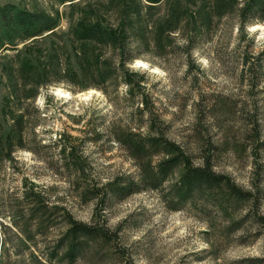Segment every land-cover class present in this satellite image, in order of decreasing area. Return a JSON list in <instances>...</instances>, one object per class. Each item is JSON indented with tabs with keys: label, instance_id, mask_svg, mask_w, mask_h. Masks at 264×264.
I'll list each match as a JSON object with an SVG mask.
<instances>
[{
	"label": "rangeland",
	"instance_id": "rangeland-1",
	"mask_svg": "<svg viewBox=\"0 0 264 264\" xmlns=\"http://www.w3.org/2000/svg\"><path fill=\"white\" fill-rule=\"evenodd\" d=\"M215 1L163 0L141 13L148 26L131 38L135 59L126 66L140 87L129 96L119 78L103 83L80 75L97 52L101 64L111 54L96 47L92 54L94 46L76 41L71 27L84 13L91 23L117 27L121 3L131 0H0L57 20L51 34L0 47V264H264L255 260L264 259V226L245 210L191 202L171 211L158 192L144 191L96 207L85 195L115 177L137 180L143 160L129 156L120 133L146 135L152 126L194 165L209 157L216 173L245 190L257 188L264 216V19L241 30L237 9L245 0H229L233 13H210V32L188 43L189 14L208 11ZM171 12L183 18L169 34L172 46L160 51L156 35L173 23ZM142 33L148 45L141 44ZM81 50L88 60L81 61ZM70 69L79 75L73 78ZM61 140L81 158V175L64 160ZM24 193H37L52 214ZM66 213L101 226L113 240L78 238L74 259L62 260Z\"/></svg>",
	"mask_w": 264,
	"mask_h": 264
},
{
	"label": "trees",
	"instance_id": "trees-1",
	"mask_svg": "<svg viewBox=\"0 0 264 264\" xmlns=\"http://www.w3.org/2000/svg\"><path fill=\"white\" fill-rule=\"evenodd\" d=\"M59 4L72 2L74 0H51ZM131 4L122 2L119 9V22L117 27L104 24L97 19L95 23L89 22L87 13L82 14V19L71 27L74 39L80 43H87L96 51V48L105 50L111 54V60L100 62L98 52L80 75L90 74L96 78V81L106 83L110 80H117L128 88V95L133 96L134 90L140 85L134 78L136 75L127 69V64L131 63L135 57L130 54L135 50L131 38H138L140 30L148 26V17L142 18L141 13L149 14L150 10L163 0H131ZM74 3H71L72 6ZM234 3L229 0H216L209 10L196 11L189 14L187 26V42L190 43L198 38L206 36L212 27L214 13L216 17H223L233 13ZM186 14V12H184ZM238 17L241 20L242 27L248 23L264 19V0H245L242 7L237 9ZM173 23L162 26L156 35V47L164 51L172 46L169 36L173 30L178 27L182 21L183 14L171 12ZM145 22L144 26L143 23ZM57 27L55 17L40 12H30L15 5L0 6V47L5 44L16 46L17 41H27L32 38L42 36L44 33H53ZM141 44L148 45L147 35L142 33ZM96 47V48H95ZM189 47V46H187ZM89 53L81 50V61L88 60ZM100 68L97 73H90L89 68ZM95 72V71H94ZM67 74L76 78L79 75L73 69L67 70ZM138 79V78H137ZM35 95L26 99L34 98ZM144 107L141 109L147 111L148 99L144 95ZM141 97V98H142ZM143 112V113H144ZM150 114V113H149ZM154 125V124H151ZM120 142L127 150L129 156L140 158V175L137 180H131L129 176H119L107 181L100 187L90 186L85 195L95 206H101L109 198L126 199L127 197L140 192H158L162 204L169 210L185 209L191 202H200L209 206H219L222 208H232L235 212L243 211L247 213V219L252 218L258 226H264V216L258 213L261 197L257 188L245 190L234 182V180L224 174L216 173L210 163L209 157H203L199 165H194L191 159L184 154L182 149L174 142L166 139L162 133L152 126L146 135L121 132ZM61 146V154L67 164L81 175L84 172L83 162L75 153V149L64 140L58 141ZM157 157L156 161H151ZM178 170L176 179L169 182V178ZM255 190V192L253 191ZM162 193H159V192ZM26 200L32 199L37 203L38 210L42 213L52 214L48 205L39 198L37 193H24ZM98 211V210H96ZM65 220L68 225L66 234L62 242L67 243V249L63 251L62 260L72 261L74 254L81 244L78 238L95 240L110 243L113 237L101 226H90L74 221L68 213L65 214ZM243 220L239 222L238 227L242 226ZM70 238V239H69ZM256 262L263 263V258L255 259Z\"/></svg>",
	"mask_w": 264,
	"mask_h": 264
}]
</instances>
